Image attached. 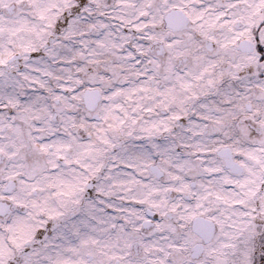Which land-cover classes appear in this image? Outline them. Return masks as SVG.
<instances>
[{
	"label": "snow or ice",
	"instance_id": "snow-or-ice-1",
	"mask_svg": "<svg viewBox=\"0 0 264 264\" xmlns=\"http://www.w3.org/2000/svg\"><path fill=\"white\" fill-rule=\"evenodd\" d=\"M0 264H264V0H0Z\"/></svg>",
	"mask_w": 264,
	"mask_h": 264
}]
</instances>
